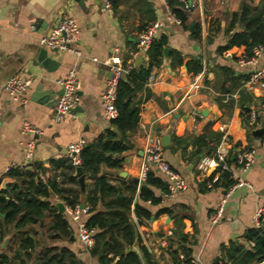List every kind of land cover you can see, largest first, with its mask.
Here are the masks:
<instances>
[{"label":"crops","instance_id":"1","mask_svg":"<svg viewBox=\"0 0 264 264\" xmlns=\"http://www.w3.org/2000/svg\"><path fill=\"white\" fill-rule=\"evenodd\" d=\"M243 3L260 7L264 0H202L199 8L188 13L187 29L167 21L157 32L156 39L165 36L169 53L171 50L180 52L184 62L202 58L204 69L198 86L192 85L196 75L188 72L184 64L172 65L163 55L161 64L152 72L154 81L150 85L144 84L134 96L141 112L138 125L128 134L133 147L119 155L120 168L101 165L98 172V175L107 176L109 183L118 189L130 182L138 189L145 180L141 179V168L147 132L151 130L161 145V136L170 135L169 144L162 146L163 156L183 176L186 188L170 197L165 196L167 190L162 192L151 187L162 199L156 205L144 203L152 214L150 219L138 224L134 213L131 214L141 237V241H135L131 248L140 254L139 244L145 246L157 264H177L182 258H199L204 264H264L252 260L255 241L247 237V230L256 228L252 216L264 203V129L261 137H255L252 130L261 127L262 123L252 126L249 130L251 138L248 137L241 115L240 91L247 94L248 109L263 97H259L258 91L241 87L243 76L246 78V72L252 69L235 63L236 56L246 53L245 46L226 50L231 56H225V51L217 52L229 35L239 30L238 26H229L233 14L239 12ZM167 6L170 5L166 0H118L116 6L107 9L101 0H0V189L16 181L7 176L9 166L36 170L44 182L54 177L60 182V168H54L51 160L61 159L70 143L81 138L86 142L93 141L111 128L101 106V94L110 75L109 59L117 57L121 62L133 65L144 61L134 56L137 36L147 22L162 19ZM65 16L74 18L79 26L80 39L76 47L81 54L46 49L47 59L51 62L39 61V52L43 49L39 38ZM195 24L201 26L199 41L191 34ZM115 48L118 53L113 52ZM262 61L263 58L256 66ZM221 67L231 70L230 77L235 78V83L242 82L238 88H232L231 93L222 90L229 88L230 79ZM71 69L79 79V104L71 116L57 122L53 119V107L60 92L57 79ZM15 73L28 81L25 103L13 99L5 90L6 81ZM24 121L40 132L35 136L23 133ZM225 134L232 144L228 148L232 170L252 188L239 186L229 192L223 203L222 218L212 225L209 216L220 206L228 188L225 189L222 183L207 188L197 163L201 154L215 152ZM204 135L207 144L215 143L213 137L220 136L211 153L199 148V138ZM31 137L35 139V147L32 158L27 160L25 145ZM173 137L180 138L181 143H173ZM251 146L256 148L254 163L241 173L234 162V149ZM40 166L44 170H39ZM76 169L74 167L77 184L64 181L60 185L77 191L80 204L89 207L87 197L93 191V181L81 171L84 176V187L81 188ZM151 171L163 176L156 168ZM131 198L133 208L137 196ZM50 202L58 214L69 220L66 212L69 207L59 195H52ZM58 203L64 205L62 213L58 211ZM104 203L98 201L96 209L105 210ZM162 208H169L171 214L155 217ZM88 216H83V220L86 221ZM69 224L72 240L68 237L53 239L56 224L46 214L34 226L40 243L36 250L42 246L67 247L82 264H99L78 239L75 223L69 221ZM261 228L264 230V225ZM9 230L0 240V256L6 253L12 257L15 252L22 255L12 227ZM36 263V260L27 262ZM141 263L145 264L142 256Z\"/></svg>","mask_w":264,"mask_h":264},{"label":"trees","instance_id":"2","mask_svg":"<svg viewBox=\"0 0 264 264\" xmlns=\"http://www.w3.org/2000/svg\"><path fill=\"white\" fill-rule=\"evenodd\" d=\"M166 1L175 16L180 19L183 29H187L188 13L179 8L178 0ZM117 2L118 0H110V7L116 6ZM236 26L239 27V30L230 34L226 43L217 48V52L222 53L233 46H245L246 53L250 56L251 48L254 45H264V5L254 7L243 3L239 12L233 14L229 28ZM191 34L193 39L199 41L201 26L195 24ZM166 45L167 38L165 36L155 39L148 51L146 61L134 64L128 73L118 81L115 99L117 116L110 121L111 128L98 135L93 141L86 142L80 152L82 173L88 174L93 181V191L87 197L89 216L85 223L88 228H93L95 233L93 235L94 244L88 249V252L92 257L97 258L99 264H142L141 256L145 264H157L145 246L139 244L140 254L131 248L135 241L138 243L141 241L131 214L134 213L138 224L146 223L150 219L152 214L144 203L148 201L151 205H156L161 201V196L155 195L151 187L159 188L162 192L166 191L167 183L163 176H159L155 171H149L138 189L133 182L118 189L117 186L109 183L107 176L98 175V172L101 165L120 168L122 160L119 155L133 147L128 139V134L138 125L141 112L139 103L134 100V96L138 90L144 87L154 68L161 64ZM168 59L172 65L184 64L187 71L193 75L201 73L204 69L202 58H191L184 62L182 54L176 50L170 51ZM126 64L124 62V65ZM221 70L226 78L230 79L229 88L224 89L223 87L222 90L231 93L232 88L241 86V81L235 83V78L230 77L232 72L229 68L221 67ZM244 79L245 76L242 81ZM238 80H240L239 77ZM240 92L243 125L246 126L247 135L251 138L249 134L251 126L247 124V119L243 116L248 110L247 94L243 91ZM204 137L205 135L199 138V148L203 147L206 153L213 152L220 136L213 137L215 141L213 144L205 143ZM173 143L179 145L180 138L173 137ZM200 151L198 149V152ZM50 164L54 168H60V182L55 177L44 182L39 178L38 171H29L27 168L13 167L7 172V176L15 178L16 181L10 183L6 188L0 189V240L12 227L22 255L15 252L10 257L3 253L0 256V264L10 262L27 264L30 260H36V264H82L67 247L42 246L38 251L36 250L40 243L37 239L38 232L34 226L38 225L46 214L56 224L55 234L51 236L53 239L62 237L73 239L69 220L57 213L56 207L50 202V197L59 195L71 208L80 204L77 191L64 189L60 185L64 181L77 184L74 166L65 158L51 160ZM39 170L44 169L40 166ZM234 182L231 174L224 172L218 183H222L223 187L227 189ZM135 195L137 199L131 208L133 203L131 197ZM110 198L114 199L110 200ZM106 199L109 200L105 201ZM98 201L105 202V210L96 209ZM164 213L171 214V210L162 208L155 213V217ZM247 237L255 241L254 251L251 254L252 260L261 262L264 257V230L251 228L247 230Z\"/></svg>","mask_w":264,"mask_h":264},{"label":"built area","instance_id":"3","mask_svg":"<svg viewBox=\"0 0 264 264\" xmlns=\"http://www.w3.org/2000/svg\"><path fill=\"white\" fill-rule=\"evenodd\" d=\"M104 8H110V0H101ZM179 8L186 13H191L201 6L202 0H178ZM170 21L174 24L180 25V19L175 16L170 6H167L162 19L149 22L137 36L136 48L134 56H140L142 60L146 61L148 51L156 39L157 32L165 26V23ZM34 28V26H31ZM80 39V30L76 20L72 17L65 16L61 18L58 23L53 26L47 33L43 34L39 38V44L45 48L60 52L73 53L80 55L79 49L76 47ZM114 53H118V48L113 49ZM250 56L247 53H242L235 57V63L240 66H251L250 70L246 72V78L243 81L242 87L247 91H258L259 97H263L257 104L251 106L243 116L247 119L249 126H257L264 123V45L257 44L251 48ZM225 56H231L227 51L224 52ZM263 58L261 64L256 66L259 60ZM110 75L106 81V87L101 94V106L103 109V116L106 120L111 121L117 116V108L115 106L116 89L118 81L132 68V63L124 65L117 57H110L109 59ZM202 76V73L196 75L192 85L197 87L198 80ZM154 75L150 74L146 81V85H150L154 81ZM57 84L62 91L57 97L55 105L53 107V119L55 121H61L67 116H71L75 109L78 107L80 100V84L75 70L71 69L63 77L57 79ZM5 90L9 95L22 103L26 102L25 93L28 90V81L25 80L20 73H15L8 78L5 83ZM23 133H30L31 135H37L40 131L35 126L31 125L28 121H24L22 125ZM86 144L85 139H79L77 142L70 143L67 146L66 152L62 158L70 161L74 167L80 166V152ZM231 139L227 134L222 137L219 146L212 154H201L197 163V168L205 178L204 183L207 188H213L216 183L220 181V178L224 172H229L234 178L235 182L227 189V193L224 195L220 206L209 216L210 223L212 225L219 222L223 216V203L225 198L228 197L229 192L239 186H247L252 188L251 184L243 180L238 173L235 174L232 170L229 162V152ZM232 146V144H231ZM35 147V139L31 137L25 145V157L30 160L33 156V150ZM256 154V148L251 146L249 148H235L234 149V162L238 168V171L246 172L254 163ZM26 164L22 165L25 167ZM15 166H9L6 168V172L10 168ZM156 168L167 183V192L165 196L173 197L176 193L183 191L186 188V182L183 176L175 171L170 164L165 160L162 152V145L159 138H157L150 130L145 136V143L143 146L142 154V168L141 179H145L149 171ZM67 217L70 222L75 223L76 233L78 239L83 246L88 250L94 244L93 235L95 230L88 228L83 216L88 214L89 207L80 204L75 205L73 208L69 207L67 210ZM253 225L256 228H261L264 225V203L256 208L252 216ZM264 263V257L262 260ZM8 264H16L10 262ZM177 264H204L199 258H182Z\"/></svg>","mask_w":264,"mask_h":264},{"label":"water","instance_id":"4","mask_svg":"<svg viewBox=\"0 0 264 264\" xmlns=\"http://www.w3.org/2000/svg\"><path fill=\"white\" fill-rule=\"evenodd\" d=\"M192 27V26H191ZM163 54L165 57H168V54H169V48L168 47H165L164 50H163ZM139 59H141V57L139 56ZM38 60L41 61V62H51L49 59H47V51L46 49H41L40 52H39V56H38ZM61 90L59 92V95L61 94ZM264 129V123H262V126L257 128V129H254L252 130V134L253 136L255 137H261L262 135V131ZM161 140H162V146L165 147L169 144V141H170V135L169 134H165V135H162L161 136ZM81 167L78 166L77 169H76V174L79 176V183L81 185V188L84 187V176L81 174ZM137 182V180H136ZM81 207H83L84 205L83 204H80ZM57 207H58V211L60 213H62L64 211V205L62 203H58L57 204Z\"/></svg>","mask_w":264,"mask_h":264}]
</instances>
